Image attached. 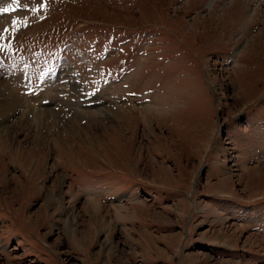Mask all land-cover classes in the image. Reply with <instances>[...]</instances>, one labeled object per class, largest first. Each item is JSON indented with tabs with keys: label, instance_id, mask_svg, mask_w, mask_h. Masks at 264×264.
Listing matches in <instances>:
<instances>
[{
	"label": "rangeland",
	"instance_id": "374dc122",
	"mask_svg": "<svg viewBox=\"0 0 264 264\" xmlns=\"http://www.w3.org/2000/svg\"><path fill=\"white\" fill-rule=\"evenodd\" d=\"M3 7L0 264H264V0Z\"/></svg>",
	"mask_w": 264,
	"mask_h": 264
},
{
	"label": "bare ground",
	"instance_id": "6f19581e",
	"mask_svg": "<svg viewBox=\"0 0 264 264\" xmlns=\"http://www.w3.org/2000/svg\"><path fill=\"white\" fill-rule=\"evenodd\" d=\"M7 90V89H6ZM6 93H8V95H6ZM12 95V92H10V90H8V92H4V90H3V92H0V96H10L9 98H11V97H13V95ZM2 98V97H1ZM13 100H15L16 101V103H17V105L15 106L16 108L17 107H21V108H23V110H24V108H26L27 107V105L26 104H28V103H25V101L24 100H20V99H18V97H16V96H14V98H12ZM8 100H10V99H8ZM5 101H7V100H5ZM2 102V101H1ZM15 103V102H14ZM1 104V103H0ZM15 105V104H14ZM33 106H34V104H32ZM29 106V105H28ZM33 108V107H32ZM35 109V108H34ZM39 109V108H38ZM37 109V110H38ZM13 110V107L11 108L10 107V104L9 103H7V102H5L4 104L2 103L1 105H0V117H3L5 120H6V123H4V124H2L0 127H1V130H4V131H10L11 129H10V126H8V123L10 124V118H8V113H10V111H12ZM36 110V109H35ZM34 110V111H35ZM26 111H29V110H26ZM47 111V110H46ZM39 112V111H38ZM38 112H36V113H38ZM24 113H26V112H24ZM23 113V114H24ZM30 113H33V112H30ZM41 113V112H40ZM51 114V113H50ZM37 115V114H36ZM39 118V117H38ZM11 122H13L14 123V127H13V129L12 130H19V131H21V132H27V128L29 127L28 125H31L32 124V127H34L33 129H34V131L36 130V132L38 133V132H40L41 131V129H39V128H37L36 126L37 125H35L36 123H38L39 121L34 117V120H33V122H30V123H28V125H27V123H26V119L23 117V116H21V118L19 119V117L18 118H16V119H13ZM28 126V127H27ZM12 133V132H11ZM25 135H26V133H24ZM37 136H38V134H37ZM36 139H39V140H41V141H43V137H41V138H39V136L36 138ZM54 181L56 182V184H57V191L56 192H54V193H49V196H48V198H49V200H54V199H56V202H57V205H58V207H60V208H62L63 209V211H66V208H64V206H63V199H62V196L60 195L61 194V187H62V185H63V183L65 182V178L64 177H62L61 175H58V174H56L55 176H54ZM47 196V195H46Z\"/></svg>",
	"mask_w": 264,
	"mask_h": 264
},
{
	"label": "snow or ice",
	"instance_id": "6c2138e0",
	"mask_svg": "<svg viewBox=\"0 0 264 264\" xmlns=\"http://www.w3.org/2000/svg\"><path fill=\"white\" fill-rule=\"evenodd\" d=\"M12 3H17V0H12ZM8 10L7 7L0 8V12H8ZM0 50H2V48H0Z\"/></svg>",
	"mask_w": 264,
	"mask_h": 264
}]
</instances>
